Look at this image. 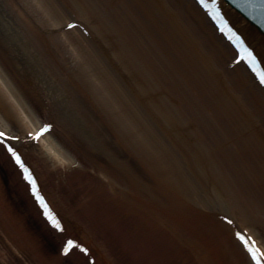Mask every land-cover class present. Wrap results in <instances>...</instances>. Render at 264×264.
<instances>
[{
	"label": "bare ground",
	"instance_id": "bare-ground-1",
	"mask_svg": "<svg viewBox=\"0 0 264 264\" xmlns=\"http://www.w3.org/2000/svg\"><path fill=\"white\" fill-rule=\"evenodd\" d=\"M197 2L0 0V132L13 136L9 139L1 137L3 153L0 152V158L14 170L13 176L16 174L22 183L25 182L23 178L29 177V173L4 146L13 147L15 137L21 136L16 140L15 149L35 178L34 187H39L50 208L38 205L30 191L29 206L33 204L38 209L35 212L33 208L37 217L42 216L45 224L42 229L50 241L59 245L57 250L60 252L55 256L53 252L47 254L50 264H64L69 260L75 264H122L118 262L117 254L109 249L111 242L117 248L121 246V252L127 255V264H155L157 260L159 263L156 264H223L219 257L222 251L226 253L227 264H255L247 246L236 236L239 228L245 237L249 236L250 243L264 251V89L254 83L252 70L247 68L245 61L234 63L237 55H243L242 49L235 50L223 34L217 33L218 26L211 22L214 17L209 15V18ZM208 2L215 6L217 0ZM234 2L241 12H250L253 19L257 17L263 23L264 13L258 7L249 6L248 0H219L217 9L235 31L231 32L238 33L247 49L256 54L259 68L264 72V32L255 25L240 23L232 13L234 7L230 3L235 5ZM75 17L82 18L89 27L76 26L72 32H61L67 26L66 22L79 24ZM37 23H42L43 37L49 42L54 35L56 40L67 41L65 52L52 47L55 56L49 64L43 60L42 40L35 42L30 37L33 34L41 38L37 35ZM56 40L53 41L55 44ZM72 48H78L80 53L76 54ZM145 60L158 65L159 73L157 67L154 70L146 68ZM85 62L90 67L80 76L91 77L94 69L101 71L109 82L110 91H114L119 108L127 104L126 116L132 122L131 127L125 122L120 126L114 116H106L111 117L114 128L102 126L104 116L94 122V130L88 127L87 117L92 116L91 112L86 113L88 108L96 106L100 99L109 108V97L93 87L91 90L89 86L93 81L80 82L77 73L82 70L81 65L84 68ZM46 67L48 72L44 70ZM198 67L200 70L197 71ZM162 70L164 76L160 75ZM154 72L163 78L159 81ZM19 75L25 76L21 82ZM156 79L157 85L161 86L157 89L151 87L156 86ZM175 79L187 88L176 89L172 82ZM169 84L173 88L169 90L171 94L168 93ZM59 90L62 92H57ZM127 91L132 93L128 99L123 96H128ZM198 92L203 96L211 92L209 95L219 101V108L195 102ZM68 99L70 104L77 101L82 117L68 116L65 109ZM6 102L12 105H6ZM229 106L235 113H220ZM163 107L170 110V116L164 117ZM189 112L192 113L190 117ZM260 112L261 121L257 119ZM206 114H212L214 127L208 126ZM227 115L235 131L223 127ZM172 119L177 124L170 123ZM146 121L151 123L150 132L144 124ZM47 125H51V131L39 140L34 139V134ZM182 126H188L198 137V143L191 145L188 156L181 151L186 161L192 162L189 171L193 182L190 186L182 180L180 163L176 159L170 160L164 138L168 134L166 127L172 128V138H181L179 127ZM104 131L113 136L114 148L124 141L125 146L121 149L124 157L108 146L110 138ZM95 133L102 134L100 141ZM95 138L105 144H102L103 148H97L93 160L86 162L85 156L90 150L86 145ZM79 139L87 142L83 148ZM70 141L71 149L66 145ZM38 142L40 148L33 146ZM179 142L181 145L189 143L187 140ZM78 153H84L83 158L78 157L75 161ZM75 165L77 168L71 170ZM88 166L89 174L85 169ZM140 166L147 177L137 173ZM76 170L86 173L81 178L76 175ZM64 181L72 184L79 196L77 200L64 192ZM170 181L176 185L179 199L171 198ZM26 183L23 184L27 189ZM0 188L3 193L0 210L11 213L14 209L7 198L4 199L7 190L2 180ZM51 209L61 212L59 220L64 231L58 233L49 224L52 220L49 211L54 215ZM98 209L103 216L97 214ZM222 217L229 223H224ZM24 225L31 243L41 248L42 229L39 234L35 224L27 218H23L17 228ZM51 231L60 236L61 241L57 242ZM72 231H77L80 237ZM1 234L4 235L0 237L2 248L5 240L12 242V238L21 235L16 233L10 238L4 232ZM105 237L114 238V241L105 240ZM72 238H77L80 243V239L86 240L89 253L74 250L65 255L66 241ZM104 240L108 244L101 246L98 242ZM4 247L8 259L15 257L16 252L24 254L22 247H15L17 251L13 253L6 243ZM8 250L11 253L7 255ZM27 250L29 247L25 248ZM75 254L81 260L79 263L72 259ZM29 264L48 263L41 256Z\"/></svg>",
	"mask_w": 264,
	"mask_h": 264
},
{
	"label": "rangeland",
	"instance_id": "rangeland-1",
	"mask_svg": "<svg viewBox=\"0 0 264 264\" xmlns=\"http://www.w3.org/2000/svg\"><path fill=\"white\" fill-rule=\"evenodd\" d=\"M80 23H81V25L83 26H86V27H89V26H87V23L86 22H84L83 20H82V18L80 19H78L77 17H75ZM80 23H79V26H78V28H81L80 26ZM38 24V23H37ZM38 27H39V33H37V35L39 36V37H41V38H37V37H34L33 36V34H30V33H28V34H30V37L33 39V41H35L36 42V40H39V39H41L42 41V43H43V45H41L42 46V50H41V52H43V60L46 62V64H49V63H51L52 62V58L55 56V51L53 50V48L55 47V48H57L58 49V52L59 51H63V52H65L64 50H66V44H67V41H59V40H56L55 38H53L54 36H52V39H51V41L52 42H49L48 41V38L46 37H43V32H42V30H41V27H42V23H39L38 24ZM55 30V29H54ZM65 30L66 31H71V30H73L71 27L70 28H64V31L63 30H60L61 32H65ZM59 31V32H60ZM86 31V30H85ZM55 32H56V30H55ZM72 32V31H71ZM50 33V32H49ZM57 33V32H56ZM53 34H55V33H53ZM140 35L142 34V33H139ZM61 34H59V35H57V36H60ZM47 39V40H46ZM62 39V38H61ZM54 40H56V44L53 42ZM73 41H75V40H73ZM53 47V48H52ZM72 51H74L76 54L77 53H80L79 52V50H78V48H76V49H71ZM150 59V58H149ZM146 62H145V66H146V68H148L149 70L150 69H152V70H154V68L155 67H157V73H159V71H158V68H159V66L158 65H156V64H154V63H152V61L151 60H149V61H147V60H145ZM71 62H74L75 64H77L78 62L77 61H71ZM70 62V63H71ZM90 63V62H89ZM52 64H54V63H52ZM85 65H84V68H82V65H81V69L82 70H78V75L80 76V73L82 74V73H84V71H86V69L85 68H87L89 65H88V62H85L84 63ZM91 64V63H90ZM51 65V64H50ZM49 65V66H50ZM51 66H54V65H51ZM79 66V65H78ZM78 66H74V67H78ZM90 67V66H89ZM38 69H39V71L40 70H42V67H37ZM96 68V67H95ZM197 69V71H198V69L200 70V67H198V68H196ZM44 70H46V72H48L47 71V67L46 68H44ZM51 70H52V68H51ZM92 71V76L91 77H89L88 75H86L85 77H84V75H82V77L80 76V79H81V83L82 82H84V80L86 79V80H88V82L89 81H93L91 84H90V86H89V88L91 87V90H92V87L93 88H95V89H97V90H100L101 91V94L103 93V94H107L108 95V99H109V101H108V107L109 108H107L106 107V105L104 104V102H102V100L100 99L99 100V102H97V105L95 106H93V107H91V108H88V110L86 111V113H88V112H91L92 113V116H90V117H87V125H88V127H91L92 128V126L94 127L95 126V123L94 122H96V120H99L100 118H102L103 116L104 117H106V116H114L115 118H116V120H114V121H116V122H118V124H120V126L125 122V124L128 126V127H131V124H132V122H130V119L128 120V118L129 117H127L126 116V110H128V109H126V105H125V103L124 104H122V108L120 109L119 108V106H118V103H117V98L116 97H114L113 95H114V91L113 92H111L112 90L110 89V87H109V85L107 84V82L108 81H106V78H103V77H105V76H103L102 74H101V71H98V70H91ZM195 71V70H194ZM156 72H154V75H156V77H158V75L157 74H155ZM161 73H160V75H163L164 76V71L162 70V71H160ZM196 72V71H195ZM89 73V72H88ZM159 75V76H160ZM179 75V74H178ZM51 76H52V74H51ZM78 76V77H79ZM163 76L161 77H158L159 78V81L163 78ZM179 76H181V75H179ZM25 77V76H24ZM24 77L22 76V75H19V79H20V82L22 81V80H24ZM39 77H41V76H39ZM38 77V78H39ZM178 77V76H177ZM195 77H196V79L197 80H199L198 79V75L196 76L195 75ZM195 77H194V79H195ZM51 78H53V77H51ZM189 77H187V79H188ZM166 79V81H167V77L165 78ZM39 80H41V79H39ZM171 81V80H170ZM172 82H173V84H175L176 85V89L177 88H181V87H185L184 86V84H180V83H178V81H177V79H175V81H173L172 80ZM182 82L183 83H185L186 82V79H185V82H184V80H182ZM191 82V81H190ZM200 82H201V80H200ZM109 83V82H108ZM193 84V83H192ZM157 79H156V86H151V87H153V88H156L157 89ZM160 86V85H159ZM158 86V87H159ZM167 86V85H166ZM171 86V84H169L168 85V93L169 94H171V92L169 91L170 89H171V91H172V87H170ZM191 86H193V85H191ZM206 87H207V84L205 85ZM161 87V86H160ZM212 87V86H211ZM211 87H210V89H211ZM166 88V87H165ZM185 88H187V87H185ZM88 90H90V89H88ZM88 90H87V92H88ZM111 90V91H110ZM164 90V89H163ZM178 91V90H177ZM57 92H62V91H57ZM131 92H132V90H131ZM131 92H129V91H127V94H128V96L127 95H125V94H123V96H126L127 97V99H128V97L130 96L131 97V95H132V93ZM65 94H67V92H64ZM210 93V95H211V92H209ZM209 93H206L205 95L206 96H203L202 94H199V92H198V94H199V96L198 95H196L195 96V102H197L198 104H203L204 103V105H206V104H208L207 106H212V107H215V106H217V108H219V106L217 105L218 103H219V101L218 100H216V99H214V98H212L210 95H209ZM74 95H75V93H74ZM70 97V96H69ZM112 97V98H111ZM164 99V98H163ZM207 100V101H206ZM209 101V102H208ZM212 101H214V103L212 102ZM215 101L217 102V103H215ZM9 104V106H11L12 105V103L11 102H9L8 103ZM7 104V102H6V105H8ZM104 104V106H102V105ZM220 104V103H219ZM245 104V103H244ZM244 104H243V106H244ZM7 108V107H6ZM66 112H67V114H68V116L70 115V117H77V116H80V117H82L81 115H79V113H81L80 111L78 112V106H77V101H76V103L74 102V103H72V104H70V99H68V102H67V104H66ZM82 108H80V110H81ZM84 109H87L86 107L84 108ZM208 109H210V107H208ZM109 110V111H108ZM225 110L226 111H224V110H220V113H227L228 115H230V114H232V112H234L232 109H231V106H229V107H225ZM124 111V112H123ZM242 111V113H245V110H241ZM91 113H88V114H91ZM235 113V112H234ZM162 114H164L165 116L164 117H166V116H170V110L167 108V107H163V111H162ZM77 115V116H76ZM192 115V113L191 112H189L188 113V116L190 117ZM207 115V114H206ZM226 115V114H225ZM227 115V116H228ZM58 117H59V115H58ZM99 117V118H98ZM184 117V116H183ZM212 117V114H210V115H207V118H208V126L210 127H214L215 126V123L212 121L213 119V117ZM226 117V116H225ZM111 118V117H110ZM110 118L109 117H106L105 118V121L104 122H102V126H104V125H106V126H108V127H111V128H114V126H112V124L111 123H113V120L112 121H110ZM185 118V117H184ZM227 118V117H226ZM82 119V118H81ZM84 119V118H83ZM89 119H92V120H89ZM230 117L228 116V120H226V122H224L223 123V127L224 128H229V130H231V131H235V129L234 128H232V121H230ZM257 119L259 120V121H261V112L260 113H257ZM138 120H140V119H138ZM148 120H149V118H148ZM100 121V120H99ZM123 121V122H122ZM200 121V120H199ZM201 121H202V117H201ZM149 122L150 121H146L144 124H145V126L147 125V129L149 130V132H150V130H151V127H150V124H149ZM177 122V121H176ZM170 123H173L174 125L175 124H177V123H175V120L174 119H172V121H170ZM149 124V125H148ZM209 124H211V125H209ZM217 125V124H216ZM64 126V125H63ZM62 126V127H63ZM230 126V127H229ZM70 128H71V130L73 131V129H72V125H70ZM167 129H168V132H167V130H165V132L166 133H168V134H171L170 136L171 137H169V135L167 134V135H165V143L167 144V152H168V155L170 156L169 158H170V160H174V159H176L179 163H180V171H182V180L183 181H185L184 182V184H188V186H190L191 185V182H193V179H192V174H190V171H189V168H191V166H192V162L191 163H189V161L187 162L186 161V159L187 158H185L183 155H182V152L181 151H183L184 153L183 154H186L187 156L191 153V148H192V146L191 145H194L195 143H198V141H196L197 140V136L193 133V132H191V131H189L190 129L188 128V126H182V127H179V128H181L180 130V132H182V134L180 135L181 136V138L179 137V136H175L174 138H172V128H169V127H166ZM105 129V128H104ZM218 129H220V128H218ZM92 130H94V128H92ZM104 133H105V135L106 136H108L109 138H110V141L108 142V146H112V148L114 149L113 150V152H115V150L117 151V152H119L118 153V156H120V155H123V152H122V148H124V146H125V144H124V141L122 140V141H120V142H118V144H117V146L118 147H116V145H115V148H114V146H113V144H112V137L113 136H111L110 134H107L105 131H104ZM118 133H122L121 131H119ZM224 134V133H223ZM95 137H98V141H100L101 140V138L103 137L102 136V134L101 135H98V134H96L95 133ZM21 137V136H20ZM19 137V138H20ZM178 137V140H176V138ZM114 139V138H113ZM182 140H187V142H189L187 145H181L180 144V142L179 141H182ZM98 141H96V138H95V141H90L91 143H88V145H86V147H88L90 150H88V152H87V155L85 156L86 157V162L87 161H91V160H93V158H95V154L96 153H98L97 152V148H103L102 147V144H105V143H103V142H98ZM193 141V142H192ZM79 142L80 143H82V145L83 146H81V148H83L84 146H85V144L87 143L86 141L85 142H83V141H81L80 139H79ZM98 142V143H97ZM71 141L69 142V143H67L66 145H67V148H70L71 149ZM173 144H177V145H179L180 144V146H175V145H173ZM65 145V146H66ZM98 145H101V146H98ZM172 145V146H171ZM33 146H35V147H39L40 148V143L38 142V143H35V144H33ZM77 147H79V146H77ZM85 147V148H86ZM181 147H183V149H181ZM100 150V149H99ZM120 150V151H119ZM0 152H1V154L3 153V151H2V149H0ZM78 152V151H77ZM186 152V153H185ZM38 153V152H37ZM36 153V154H37ZM84 154V153H83ZM83 154H81V153H78L76 156H75V161L76 160H78L79 158H83ZM79 157V158H78ZM123 157H124V155H123ZM192 160V159H191ZM77 165H75V166H73V167H71V170L72 169H74V168H77L76 167ZM86 169V171L88 170V174L90 173V167L88 166L87 168H85ZM77 170H79V169H77ZM76 170V171H77ZM12 171H14L12 168H8V166L6 165V163H5V161H4V159H2V157L0 158V180H2V182L4 183V185H5V190H7L6 192V194H4V199H6L8 202H9V206H11V207H13V211H11V213H7V212H5V211H3V210H0V233L1 232H4L5 234H6V236H8V237H10L11 238V236L12 235H14V236H16V233H20L21 235L20 236H16L15 238H12V242L11 241H9V240H5V242H4V246H5V243L9 246V248H11V251H12V253L13 252H16L17 250L15 249V247L16 248H18V246L19 247H22L23 248V252H24V254L23 253H19V254H17V252H16V254H15V257L14 256H11V258L10 259H8L7 257H5V255H6V253H5V251H3L4 249H5V247L3 246V248L2 247H0V264H29V262L30 261H32L33 259L34 260H37V258L39 257V258H41V256H42V259H43V257H44V259L46 260V262L48 263V264H50V263H52L50 260H47L48 259V256H47V254H49V253H52V255H54L55 256V254L57 253V252H60L59 250H57V248H58V246L59 245H57L53 240H49L50 238L47 236V234H46V232L42 229V228H44V226L43 225H45L44 224V222H43V219H42V217L41 218H39V217H37L35 214H34V210H33V208L35 209V212H37L36 210H37V208H35L34 206H33V204H32V207L31 206H29V201H28V199L30 200V198L28 197V189H26V187L24 186V184L21 182V179H19L17 176H16V174L13 176V173H12ZM62 171H64V169H62ZM178 171V170H177ZM146 171H144V169L140 166L139 168H138V171H137V173H139L140 174V177H147V173H145ZM85 173L86 172H79V171H77V174L76 175H78L79 177H81L82 178V175H85ZM191 173H193V171H191ZM145 174H146V176H145ZM66 176V175H65ZM16 177H17V179H16ZM195 177H197V174H195ZM184 178V179H183ZM66 179V178H65ZM69 179V178H68ZM67 179V180H68ZM71 179V178H70ZM20 182V183H19ZM71 182V181H70ZM64 183V185H62V188H63V190H64V192L66 193V194H68L67 196H71V197H74L75 199L77 198L78 199V197L79 196H77V192H76V190L74 189V188H72L73 186H71L70 185V183H67V182H63ZM67 184V185H66ZM175 186L176 185H173V183H171V181H170V195H171V198L172 199H176V198H178L179 199V196L176 194V191H175ZM71 187V188H70ZM174 187V188H173ZM56 188V187H55ZM1 189V188H0ZM21 189H22V191H23V189H24V192H22L21 191ZM69 189V190H68ZM67 190H68V192H67ZM76 192V193H75ZM56 193V192H55ZM3 195V193H1V190H0V197ZM173 195V196H172ZM156 196H159V195H156ZM76 199V200H77ZM32 201V200H31ZM31 203H33V202H31ZM190 203H194V202H190ZM195 204V203H194ZM83 205L85 206L86 204L85 203H83ZM88 207V206H87ZM67 208V207H66ZM90 208V207H89ZM62 211V210H61ZM67 212H69V211H67ZM57 213H58V215L60 216V214L59 213H61V212H58L57 211ZM63 213V212H62ZM97 214L98 215H100V216H103L102 214H100V209H98V212H97ZM11 216V217H10ZM86 216V215H85ZM23 218H27V221L29 220V222H31L32 221V223H34L35 224V229L37 230V232L40 234V230L44 233H42L41 235H42V237L41 238H39L40 240H41V242H42V247L40 248L39 246H35L34 247V245H33V243H31V240H30V237L28 236V234H27V231H25L26 230V227H25V225L22 227V228H17L18 226V223H20L21 222V220L23 219ZM40 219H41V221H42V223L40 224ZM62 221H63V223H66L65 222V220L64 219H61ZM224 223H226V221L224 222ZM28 224V223H27ZM40 226V227H39ZM46 227H48V225H46ZM50 228V227H49ZM48 228V230L50 231L51 230V228L49 229ZM16 229H18V230H16ZM46 229V228H45ZM240 229V228H239ZM26 232V233H25ZM52 232V231H51ZM69 232V231H68ZM74 233V235L76 234V235H78V237H80V235L77 233V231H72V234ZM52 234H53V236L55 237V239H56V241L58 242V241H61V237L60 236H58V235H56L54 232H52ZM81 234V233H80ZM4 235H0V237H3ZM109 236H111L110 234H109ZM108 236V237H109ZM13 237V236H12ZM108 237H105V240H112V241H114V238H108ZM34 238V237H33ZM93 238H96V237H93ZM14 239V240H13ZM39 240V241H40ZM81 241H82V244H84L85 243V241L86 240H84V239H80ZM94 240H96V239H94ZM104 240V242H98L101 246L102 245H104V244H108V243H106V241ZM120 240V239H119ZM0 242H2V238H0ZM84 242V243H83ZM112 243V242H111ZM109 244L110 246H109V249L111 250V251H113V252H115V254H117V256L116 257H118L117 259L119 260H117L118 262H122V264H127L128 262L126 261L127 260V255L125 254L124 255V253L123 252H121V246L119 247V248H117V246H115V244ZM3 244V243H2ZM86 244H88L87 242L84 244L85 245V247H87L86 246ZM178 244V246H179V243H177ZM29 247V250H27V251H25V248H27V247ZM92 246V245H91ZM100 247V246H99ZM88 248V247H87ZM41 249V250H40ZM108 249V248H107ZM9 251V252H8ZM7 251V255L9 254V253H11L10 252V250H8ZM76 253V252H75ZM107 253V252H106ZM23 254V255H22ZM40 254V255H39ZM224 254H226L225 253V251H222L221 252V255H219V257H221V259H223V264H227V259H225L224 257ZM51 255V256H52ZM92 255H94V254H92ZM95 255H97L96 253H95ZM33 258H32V257ZM37 257V258H36ZM87 258V257H86ZM72 259H73V261L75 260L77 263H79L80 261H79V259H78V257H77V255L75 254L73 257H72ZM79 261V262H78ZM96 261H97V259H96ZM151 262H152V260H151ZM199 262V261H198ZM109 263H111L110 261H109ZM156 263H159V261L157 260L156 261ZM155 263V264H156ZM165 263V262H164ZM219 263V262H218ZM64 264H75V262L73 263V262H71L70 260L69 261H66V262H64ZM102 264V263H101ZM199 264H201V263H199Z\"/></svg>",
	"mask_w": 264,
	"mask_h": 264
},
{
	"label": "snow or ice",
	"instance_id": "snow-or-ice-1",
	"mask_svg": "<svg viewBox=\"0 0 264 264\" xmlns=\"http://www.w3.org/2000/svg\"><path fill=\"white\" fill-rule=\"evenodd\" d=\"M199 2L204 5L205 8H209L210 10L215 7L216 9L219 8V0H217V3L215 6L208 3V0H199ZM248 5L251 7H258L262 13H264V0H248ZM213 15L218 17V12L213 11ZM219 18V17H218ZM71 27H75L76 25H70ZM238 40H242V38L237 37ZM249 52V55L252 57V59L249 61L252 63L256 60V54L252 52L251 49H247ZM260 80L261 83H264V72L260 74ZM51 131V125H47L44 128H42L38 134H34V139L39 140L41 137H43L46 133ZM6 133L0 132V137L6 136ZM16 139H19V137H15ZM6 142V141H5ZM9 150L13 153V155L16 157L17 161L20 163L22 167L25 168V171L29 173V179L32 181V183L35 185L36 181L35 178L31 175L30 170L26 167L24 164V160L20 157L19 153L16 151L15 148H13L11 145H8ZM36 195L39 197V199L45 204V207L47 208V203L44 201L43 196L40 195L39 187H35ZM50 218L52 219L53 223L56 225L57 228H59L61 231H64L63 225L60 224V222L53 216H51V213L49 211ZM240 239L243 241V243L247 246L248 251L251 254V259L255 262V264H264V251L260 249L259 246H254L253 243H250V240L248 237H245L243 234H240ZM74 250L83 251L84 253H89V248L85 247L82 243L78 242L77 240L70 239L66 241V248L64 249V254L69 255L73 253ZM94 264V262H93Z\"/></svg>",
	"mask_w": 264,
	"mask_h": 264
}]
</instances>
